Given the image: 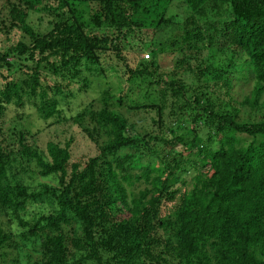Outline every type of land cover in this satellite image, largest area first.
I'll return each instance as SVG.
<instances>
[{
	"label": "trees",
	"instance_id": "1",
	"mask_svg": "<svg viewBox=\"0 0 264 264\" xmlns=\"http://www.w3.org/2000/svg\"><path fill=\"white\" fill-rule=\"evenodd\" d=\"M42 1L7 0L3 29L25 36L0 50V119L27 100L39 120L54 121L47 127L71 120L104 141L95 156L71 162V139L40 150L25 128L2 137L0 123V216L18 229L0 225V264L29 244L41 258L26 264H264V0ZM42 12L44 32L31 17ZM128 39L151 59L130 62ZM219 54L229 56L220 66ZM163 57L176 58L166 79ZM20 65L24 80L15 77ZM241 73L250 93L230 103L237 114L225 113L204 89H229V76ZM91 77L107 81L103 107L89 103L67 120L60 104ZM136 82L146 84L145 99L158 88L152 124L170 136L140 134L113 106ZM137 100L131 110L149 108ZM168 110L181 133L163 126ZM29 166L48 183L29 181Z\"/></svg>",
	"mask_w": 264,
	"mask_h": 264
},
{
	"label": "rangeland",
	"instance_id": "2",
	"mask_svg": "<svg viewBox=\"0 0 264 264\" xmlns=\"http://www.w3.org/2000/svg\"><path fill=\"white\" fill-rule=\"evenodd\" d=\"M11 2L15 3L14 0H11ZM58 3H60L59 0L42 1L43 5H58ZM8 7L9 6L7 4V0H0V50H5L7 47L15 44L18 40L24 39L25 36L22 35L17 29L9 31L3 29L8 26ZM91 9L94 10V6H91ZM31 17L34 18L32 26L35 29L44 32L48 28L49 16L47 13L42 12L38 13L37 15L33 14ZM123 43V51L129 54L127 56L130 62H135V64L137 65V63L142 59H151V56L147 52H141V54H139L138 56L135 55V51L139 50L142 44L141 42L137 41V39H128L125 42L123 41ZM147 54L149 56L148 59L145 58ZM227 56L228 55L219 54L218 57L215 59V64H218V66H220L222 60H227L229 58V56ZM234 61L235 58L229 60L228 63ZM175 62L176 58L174 57H163L158 61L159 73L164 79H166V75H164L162 72L172 73V71L175 69ZM237 64H239V62ZM27 66L32 67L31 64H28ZM196 66L197 64L194 65L195 68ZM20 67L22 68V72H15V77L18 78V80H24L26 78L28 70L26 69L27 67H25L24 65H20ZM243 74L244 73L238 74L237 78H235L234 75L229 76V78H231V84L229 89L221 87L220 83H218L217 85H214L215 83H211L204 89L206 96L211 97L222 108L225 113H232V115L237 114L236 109L230 103H232V101H241L245 96H248L252 87V84L247 82V80L243 77ZM44 78L45 77L42 78V81L50 85L52 84V81L54 79V77H51L49 75L45 78V80ZM192 80L193 79H187V83L194 84ZM106 87L107 81L105 83L102 80L96 81L92 77L90 78V83L85 86L80 92H77L76 86L71 87L74 92L73 98H70L67 102H62L59 106V109H61L64 118L68 120L75 117L83 108L87 107L89 103H91V107L95 108L98 111L100 108L103 107L102 96L100 94ZM146 87V84H142V87H140L138 82L134 83V85H129L128 91L125 94L124 102H119L117 99L114 98L116 97L118 91H115L114 89L110 90V97H112V99L114 98L113 106L116 108L119 114H121L125 119H127L129 124H132V126L137 129L140 134H147L150 133L152 130L155 131L154 126L152 124V119H155L157 117L156 110H154V108L155 104L157 105L158 88L156 86L148 88L149 98L145 99L144 92L146 91ZM138 88H141L142 90L140 91ZM226 91L228 92L227 94ZM137 98V101L142 104L148 105V103H150L149 108L139 111L131 110L129 107L130 101H135ZM24 102V106H20L19 108L16 107V110L15 106L6 109L3 118L0 119V123L4 120V124L2 125L3 127L1 129L3 133L2 137H11L12 132L10 130L14 129L18 131L25 128L29 130L32 135L25 137L27 143L29 145L36 146L40 150H45L48 142H55L59 143L61 146H64L65 143H67V141L71 139L72 141L69 145L71 162L78 161L80 159H85L86 157H93L97 154V146H100L102 144L104 138L99 140L97 139V143L91 141L87 133L83 131V128H79L71 120L67 123L47 127L48 123L54 121L49 120L48 123H43L41 120H39L34 105L29 106L27 100H25ZM17 113H20L23 116L22 120H20L19 117L15 115ZM168 113L169 110L164 116L163 126H171V130L176 133L178 129L177 127H175V119L174 117H169ZM184 117V115H181L180 120L182 121ZM240 117L246 118L242 114ZM86 118L89 120L90 116H86ZM182 126L185 127L184 125ZM87 127L89 128V130H91L90 125H87ZM181 132L182 131H178L177 133L179 134ZM156 133L158 136L162 135L163 133L166 134V136L171 135L170 131L167 128H163L162 131H155L154 134L156 135ZM94 138H97V136L93 134V140ZM4 145H7L11 148L16 146L17 144L16 142H5ZM29 169L32 173H30V176L32 178L30 177L29 181L33 180L35 183H48V180L45 181L44 179L35 174V169L33 166H29ZM0 225L5 232H11L12 234L18 232L17 222L15 219H12L11 223H9L6 218L0 216ZM21 241L22 240H20L19 238L15 239L16 243H20ZM38 250L39 248L35 244H29L25 247H22L21 254H17L16 252H14V250H11L10 252H8L7 263H11L12 259H17V261H19L21 264H26V262L33 263L41 258V255L39 254Z\"/></svg>",
	"mask_w": 264,
	"mask_h": 264
},
{
	"label": "built area",
	"instance_id": "3",
	"mask_svg": "<svg viewBox=\"0 0 264 264\" xmlns=\"http://www.w3.org/2000/svg\"><path fill=\"white\" fill-rule=\"evenodd\" d=\"M147 57H148V55L145 56V58H147Z\"/></svg>",
	"mask_w": 264,
	"mask_h": 264
}]
</instances>
